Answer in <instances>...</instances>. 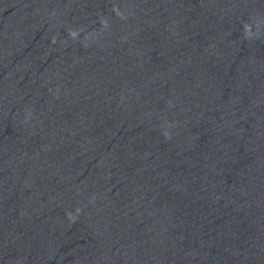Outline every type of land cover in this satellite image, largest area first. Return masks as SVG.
<instances>
[{
	"label": "water",
	"instance_id": "water-1",
	"mask_svg": "<svg viewBox=\"0 0 264 264\" xmlns=\"http://www.w3.org/2000/svg\"><path fill=\"white\" fill-rule=\"evenodd\" d=\"M264 0H0V264H190Z\"/></svg>",
	"mask_w": 264,
	"mask_h": 264
}]
</instances>
